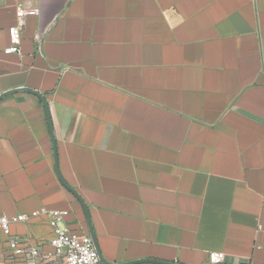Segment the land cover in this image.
<instances>
[{
    "label": "crops",
    "instance_id": "0c3cea01",
    "mask_svg": "<svg viewBox=\"0 0 264 264\" xmlns=\"http://www.w3.org/2000/svg\"><path fill=\"white\" fill-rule=\"evenodd\" d=\"M22 1L15 55L0 0V215L90 236L53 132L108 264H264V0ZM12 234L43 254L5 264L62 262L45 216Z\"/></svg>",
    "mask_w": 264,
    "mask_h": 264
},
{
    "label": "built area",
    "instance_id": "2783aa9c",
    "mask_svg": "<svg viewBox=\"0 0 264 264\" xmlns=\"http://www.w3.org/2000/svg\"><path fill=\"white\" fill-rule=\"evenodd\" d=\"M17 24L9 29L10 46L4 50L6 54L21 55V43L23 30L28 16H38V9L25 7L22 0H17L15 6ZM69 211H47L42 210L29 215H18L9 218L0 215V264L11 262L15 259L36 260L42 256V246L32 245L24 242L12 234V225L25 223L32 219L45 216L51 227L54 237L49 246L53 249V256L64 260L65 264H103L95 248L91 236H77L65 225ZM225 254L209 253L210 264H224Z\"/></svg>",
    "mask_w": 264,
    "mask_h": 264
},
{
    "label": "water",
    "instance_id": "95a60500",
    "mask_svg": "<svg viewBox=\"0 0 264 264\" xmlns=\"http://www.w3.org/2000/svg\"><path fill=\"white\" fill-rule=\"evenodd\" d=\"M30 93H33L34 95L38 96L41 101L43 102L46 110H47V113L49 112V109H48V104L46 102V99L43 95L39 94V93H36L34 91H29ZM5 96V95H4ZM4 96H1V98H3ZM48 118H49V125H50V128H51V131H52V124H51V120H50V116L48 114ZM52 140H53V147H54V153H55V169H56V172H57V175L59 177V179L62 181L64 187H66L69 191H71L76 197L77 199H79V201L81 202L82 206H83V209H84V214L86 215V218H87V223H88V226H89V231H90V236L92 238V241L94 242V245H95V248L99 254V257H100V260L103 264H108L106 261H104V259L102 258L100 252H99V248H98V244H97V240H96V236H95V232L93 230V226H92V223H91V218H90V215L88 214L89 211L87 209V207L85 206L83 200L81 199V197L75 192L74 189H72L71 187H68V185L63 181V179L61 178V175L59 173V170H58V161H57V158H56V141H55V137H54V134L52 132ZM162 264H173V263H162Z\"/></svg>",
    "mask_w": 264,
    "mask_h": 264
},
{
    "label": "rangeland",
    "instance_id": "374dc122",
    "mask_svg": "<svg viewBox=\"0 0 264 264\" xmlns=\"http://www.w3.org/2000/svg\"><path fill=\"white\" fill-rule=\"evenodd\" d=\"M13 264H16V262H15V263H13ZM60 264H65V263H64V261L62 260V262H61Z\"/></svg>",
    "mask_w": 264,
    "mask_h": 264
}]
</instances>
